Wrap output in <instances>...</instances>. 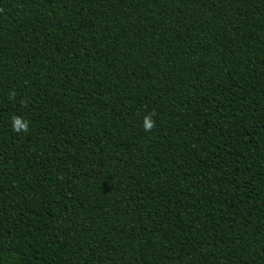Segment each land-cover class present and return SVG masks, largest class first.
Instances as JSON below:
<instances>
[{
    "label": "trees",
    "instance_id": "1",
    "mask_svg": "<svg viewBox=\"0 0 264 264\" xmlns=\"http://www.w3.org/2000/svg\"><path fill=\"white\" fill-rule=\"evenodd\" d=\"M0 264H264V0H0Z\"/></svg>",
    "mask_w": 264,
    "mask_h": 264
},
{
    "label": "clouds",
    "instance_id": "2",
    "mask_svg": "<svg viewBox=\"0 0 264 264\" xmlns=\"http://www.w3.org/2000/svg\"><path fill=\"white\" fill-rule=\"evenodd\" d=\"M150 127H151V124L146 120V122H145V130L150 129Z\"/></svg>",
    "mask_w": 264,
    "mask_h": 264
}]
</instances>
